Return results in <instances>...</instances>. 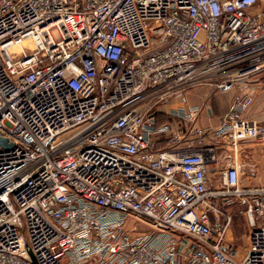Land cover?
Wrapping results in <instances>:
<instances>
[{
	"label": "built area",
	"instance_id": "2783aa9c",
	"mask_svg": "<svg viewBox=\"0 0 264 264\" xmlns=\"http://www.w3.org/2000/svg\"><path fill=\"white\" fill-rule=\"evenodd\" d=\"M253 82L264 0H0V264H264V185L237 159L264 142ZM203 83L235 90L217 127L196 104L157 124Z\"/></svg>",
	"mask_w": 264,
	"mask_h": 264
},
{
	"label": "crops",
	"instance_id": "0c3cea01",
	"mask_svg": "<svg viewBox=\"0 0 264 264\" xmlns=\"http://www.w3.org/2000/svg\"><path fill=\"white\" fill-rule=\"evenodd\" d=\"M256 83L257 82H255V84ZM257 84L260 85L259 83ZM259 89H262L261 93H264V85H261ZM247 90L248 87H243L239 89V92L243 93L246 92ZM234 94H235V90H231L227 92H219V91L215 92L211 85H208L206 83L197 84L183 91L182 94L175 95L170 100L163 102L162 108H159V110L160 112L165 113L166 115L169 116L168 111H170V109H174L175 107H184L185 109H187L189 105L196 104L201 108L198 118L199 125L202 127L208 126L211 128H215L219 125V121L221 117L224 116V114L230 109ZM244 114H246L247 116H253L259 121L264 120V100L261 103H259L255 99L253 103L250 105L249 109L244 112ZM170 118L171 116H169V120ZM164 137H165L164 134H160L159 136L156 137L159 139L156 142V146L158 148H161L165 145V140H163ZM246 141L249 140L244 139L239 141V146L241 150ZM220 152L222 153L223 151L220 150ZM251 185L260 186L264 184L251 183ZM251 185L245 184V186H251Z\"/></svg>",
	"mask_w": 264,
	"mask_h": 264
},
{
	"label": "rangeland",
	"instance_id": "374dc122",
	"mask_svg": "<svg viewBox=\"0 0 264 264\" xmlns=\"http://www.w3.org/2000/svg\"><path fill=\"white\" fill-rule=\"evenodd\" d=\"M255 84V82H253ZM256 88L254 90V96L256 101L261 103L264 100V93H261L262 89H259L257 83L255 84ZM163 102H159L158 109L162 108ZM223 153L230 155L231 151L226 150ZM222 154V153H221ZM237 159L242 167V179L241 184L247 185L251 183L255 184H264V142H257L256 140L250 139L246 141L243 145L242 150L240 149L237 153ZM222 163H224L222 161ZM212 176V186L216 185L214 181V171L210 172ZM232 209V221L228 228V240L232 245V248L236 251V259L242 255L245 250L247 243V232L250 228L248 220L243 212L238 211L236 208ZM139 230H146V228H141Z\"/></svg>",
	"mask_w": 264,
	"mask_h": 264
},
{
	"label": "trees",
	"instance_id": "16d2710c",
	"mask_svg": "<svg viewBox=\"0 0 264 264\" xmlns=\"http://www.w3.org/2000/svg\"><path fill=\"white\" fill-rule=\"evenodd\" d=\"M169 120V116L166 115L165 113H158L157 114V124H160L162 122H167Z\"/></svg>",
	"mask_w": 264,
	"mask_h": 264
},
{
	"label": "water",
	"instance_id": "95a60500",
	"mask_svg": "<svg viewBox=\"0 0 264 264\" xmlns=\"http://www.w3.org/2000/svg\"><path fill=\"white\" fill-rule=\"evenodd\" d=\"M0 143L5 144L6 143V140L4 138L0 137Z\"/></svg>",
	"mask_w": 264,
	"mask_h": 264
}]
</instances>
